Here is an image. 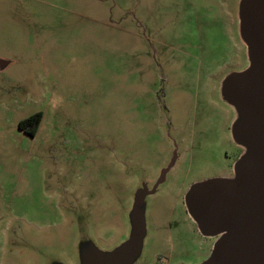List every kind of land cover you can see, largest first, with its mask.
<instances>
[{
	"label": "rangeland",
	"instance_id": "rangeland-1",
	"mask_svg": "<svg viewBox=\"0 0 264 264\" xmlns=\"http://www.w3.org/2000/svg\"><path fill=\"white\" fill-rule=\"evenodd\" d=\"M241 1L0 0V264L113 252L144 189L133 264L209 259L185 197L246 151L221 92L250 65Z\"/></svg>",
	"mask_w": 264,
	"mask_h": 264
},
{
	"label": "water",
	"instance_id": "water-1",
	"mask_svg": "<svg viewBox=\"0 0 264 264\" xmlns=\"http://www.w3.org/2000/svg\"><path fill=\"white\" fill-rule=\"evenodd\" d=\"M239 10L250 65L226 77L221 92L237 112L233 139L246 151L234 166V178L196 183L185 197L201 234L218 237L203 264H264V0H242ZM152 193L138 191L129 239L109 253L92 247L84 264L134 263L145 236L144 201Z\"/></svg>",
	"mask_w": 264,
	"mask_h": 264
},
{
	"label": "trees",
	"instance_id": "trees-1",
	"mask_svg": "<svg viewBox=\"0 0 264 264\" xmlns=\"http://www.w3.org/2000/svg\"><path fill=\"white\" fill-rule=\"evenodd\" d=\"M41 120H42V113L34 114L29 118H27L26 120L21 121L19 123V129L24 130V128L26 129L27 127L33 128L32 132H30V135L35 136L42 122Z\"/></svg>",
	"mask_w": 264,
	"mask_h": 264
},
{
	"label": "flooded vegetation",
	"instance_id": "flooded-vegetation-1",
	"mask_svg": "<svg viewBox=\"0 0 264 264\" xmlns=\"http://www.w3.org/2000/svg\"><path fill=\"white\" fill-rule=\"evenodd\" d=\"M22 132H24L25 134H28V135H30V133H28L27 132V130L24 128V130H21ZM169 170H171V169H169ZM166 172L167 171H163L161 174L163 175V174H166ZM169 172V171H168ZM162 183V182H161ZM160 184V182L158 183V185ZM150 191V190H149ZM203 236V235H202ZM203 237H205V238H208V239H216V241H217V239H218V237H210V236H203ZM216 241H215V243H216ZM215 243H214V245H215ZM214 245H213V248H214Z\"/></svg>",
	"mask_w": 264,
	"mask_h": 264
}]
</instances>
